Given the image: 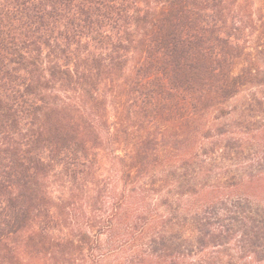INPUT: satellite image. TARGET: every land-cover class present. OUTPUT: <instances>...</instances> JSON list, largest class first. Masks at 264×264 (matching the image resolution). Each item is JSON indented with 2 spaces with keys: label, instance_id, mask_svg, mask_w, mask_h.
Returning <instances> with one entry per match:
<instances>
[{
  "label": "trees",
  "instance_id": "1",
  "mask_svg": "<svg viewBox=\"0 0 264 264\" xmlns=\"http://www.w3.org/2000/svg\"><path fill=\"white\" fill-rule=\"evenodd\" d=\"M0 264H264V0H0Z\"/></svg>",
  "mask_w": 264,
  "mask_h": 264
},
{
  "label": "rangeland",
  "instance_id": "2",
  "mask_svg": "<svg viewBox=\"0 0 264 264\" xmlns=\"http://www.w3.org/2000/svg\"><path fill=\"white\" fill-rule=\"evenodd\" d=\"M116 107L114 106H111V115H112V118H114V116L116 115Z\"/></svg>",
  "mask_w": 264,
  "mask_h": 264
}]
</instances>
